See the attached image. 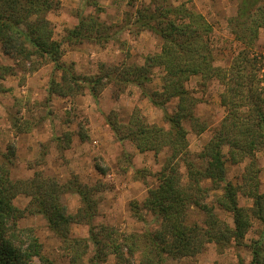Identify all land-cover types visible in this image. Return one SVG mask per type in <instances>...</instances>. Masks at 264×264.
Wrapping results in <instances>:
<instances>
[{"label": "trees", "instance_id": "obj_1", "mask_svg": "<svg viewBox=\"0 0 264 264\" xmlns=\"http://www.w3.org/2000/svg\"><path fill=\"white\" fill-rule=\"evenodd\" d=\"M58 7L57 0H0V52L13 61L0 64V74L36 68L37 59L40 64H52L54 76L47 90L50 97H71L87 90L98 103V95L107 85L116 87L115 94L136 85L153 106L162 109L166 127L147 123L137 113L127 125L111 118L112 114L106 115L117 140L130 141L140 152L168 151L156 174L157 185L148 188L141 203H130L138 220L145 221L149 213L158 225L126 234L119 241L113 229H98L92 224L97 207L93 197L96 186L77 180L61 184L40 171L29 179L12 180L10 169L15 153L8 149V153L0 154V264H56L43 254L34 230L18 226V219L36 213L46 219L47 227L62 242L68 264H86L83 256L89 242L93 246L89 258L92 264L105 261L109 248L115 254V264L131 263L135 255L136 264H163L168 258L195 255L208 242L218 248L230 242L241 244L256 218L262 228L249 244L251 259L246 264H264V191L260 190L255 165V151L264 147V79L258 78L264 54L242 48L227 66H218L210 42L213 27L201 13L184 5L173 6L167 0H151L136 9L132 24L137 31L155 33L161 39L160 51L146 56L141 64L101 63L96 74L82 75L62 59L61 42L53 37L47 13ZM92 23L81 17L67 31L65 40H99L92 35ZM231 23L235 37L251 45L258 28L264 26V0H240ZM26 63L31 66L26 67ZM155 67H162L164 74L160 89L149 91L146 84ZM55 72H59L58 79ZM193 75H199L203 82L217 81L221 86L219 101L225 109L195 158L189 153L183 122L198 124L199 132L207 126L195 116L199 99L185 85ZM172 100L174 109L169 111L167 104ZM244 160L241 185L236 186L226 179V162ZM66 192L79 196L80 205L74 213L63 200ZM239 192L251 198L250 207L239 204ZM18 194L30 198L24 209L13 203ZM214 202L231 213L232 226L218 216ZM194 211L199 217L191 219ZM74 223L86 224L88 236H72L70 227ZM237 264L244 262L239 260Z\"/></svg>", "mask_w": 264, "mask_h": 264}, {"label": "rangeland", "instance_id": "obj_2", "mask_svg": "<svg viewBox=\"0 0 264 264\" xmlns=\"http://www.w3.org/2000/svg\"><path fill=\"white\" fill-rule=\"evenodd\" d=\"M57 1L59 7L47 13L53 37L61 42L62 59L72 63L82 75L96 74L101 63L141 64L146 56L160 51L161 39L155 33L137 31L132 24L136 9L151 0ZM239 1L167 0L173 6L184 5L195 13H201L211 24L213 30L210 42L214 63L221 67L227 66L242 48H248L251 53L264 54V26L258 28L251 45L238 40L233 33L231 18L236 15ZM81 17L93 21L92 35L99 40H65L67 31ZM12 63L10 58L0 52L1 65ZM34 64L36 68L33 69L0 74V154L8 149L15 153L10 178L29 179L35 171H40L43 176L52 175L61 184L77 180L96 186L93 197L97 207L92 224L98 229L101 226L113 229L116 233L112 234L119 241L126 234L156 228L158 220L155 217L146 213L145 221L138 220L130 209V203H141L148 188L157 185L156 174L168 151L164 148L157 153L140 152L130 141L117 140L106 121V115L112 114L111 118L127 125L130 117L137 113L147 123L166 127L162 109L153 106L136 85H128L117 94L116 87L107 85L98 95V103L87 90L71 97H50L47 90L49 79L54 76L52 64H40L37 59ZM30 66V63H26V67ZM163 74L162 67H155L151 81L146 84L147 90H159ZM55 77L59 78V72H55ZM258 78L264 79V61L260 63ZM185 85L199 99L194 109L195 116L207 126L199 132L198 124L189 120L183 122L187 131L188 150L195 158L219 124L225 109L219 101L221 86L217 81L203 82L199 75H193ZM174 104L175 100L167 104L169 111L174 109ZM245 163L246 160L238 163L227 161L226 179L236 186L241 185ZM255 165L263 192L264 147L255 151ZM29 200L28 196L18 194L13 203L24 209ZM63 200L72 213L80 205L77 193L66 192ZM238 202L244 207L252 204L251 198L241 192ZM214 209L222 220L232 226L230 212L219 208L215 202ZM198 217L197 212L191 213V219ZM17 223L19 227L34 230L45 256L56 264H68L62 242L50 231L41 214H26ZM261 228V223L253 218L241 244L230 242L218 248L213 242H208L195 255L168 258L163 264H237L239 260L246 264L251 259L249 244L258 237ZM70 231L72 236H88V226L84 223L72 224ZM88 244L83 259L86 264H92L89 258L93 254V246L91 242ZM137 259L135 255L131 263L124 264H136ZM115 260V254L109 248L107 259L99 264H115Z\"/></svg>", "mask_w": 264, "mask_h": 264}]
</instances>
